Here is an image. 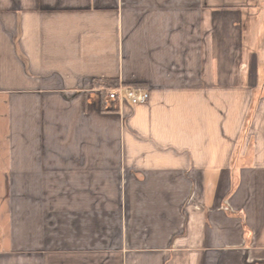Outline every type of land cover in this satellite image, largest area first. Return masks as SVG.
I'll use <instances>...</instances> for the list:
<instances>
[{
	"label": "crops",
	"instance_id": "obj_1",
	"mask_svg": "<svg viewBox=\"0 0 264 264\" xmlns=\"http://www.w3.org/2000/svg\"><path fill=\"white\" fill-rule=\"evenodd\" d=\"M0 264H264V0H0Z\"/></svg>",
	"mask_w": 264,
	"mask_h": 264
},
{
	"label": "built area",
	"instance_id": "obj_2",
	"mask_svg": "<svg viewBox=\"0 0 264 264\" xmlns=\"http://www.w3.org/2000/svg\"><path fill=\"white\" fill-rule=\"evenodd\" d=\"M150 94L147 88L141 85L119 84L118 86L106 88V101L123 104H145L149 101Z\"/></svg>",
	"mask_w": 264,
	"mask_h": 264
},
{
	"label": "trees",
	"instance_id": "obj_3",
	"mask_svg": "<svg viewBox=\"0 0 264 264\" xmlns=\"http://www.w3.org/2000/svg\"><path fill=\"white\" fill-rule=\"evenodd\" d=\"M119 84L120 82L116 78H109L103 80L98 79L94 82L95 87L101 88L102 103L104 106H106V88L115 87L118 86ZM126 85H131V84H126Z\"/></svg>",
	"mask_w": 264,
	"mask_h": 264
}]
</instances>
